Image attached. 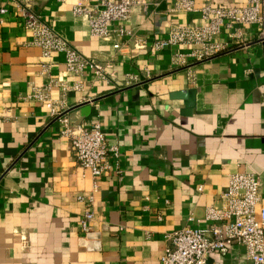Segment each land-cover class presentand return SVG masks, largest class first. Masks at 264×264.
I'll return each mask as SVG.
<instances>
[{
  "label": "crops",
  "instance_id": "crops-1",
  "mask_svg": "<svg viewBox=\"0 0 264 264\" xmlns=\"http://www.w3.org/2000/svg\"><path fill=\"white\" fill-rule=\"evenodd\" d=\"M144 1L122 23L131 38L97 39L87 19L71 12L94 0H24L73 48L105 65L109 77L102 82L89 69L79 78L65 73L61 53L42 58L15 5L0 0L6 10L0 15V264H159L165 235L185 225L206 228V209L221 207L228 177L237 172L256 177L264 206L259 28L223 27L212 41L228 49L201 62L190 57L195 46H153L174 24H204V6L244 1L194 0L192 13H176L171 0ZM75 80L82 91L62 93L58 84ZM47 87L72 124L98 122L107 145L120 152V174L98 179L88 234L79 228L83 205L76 197L89 193L90 174L45 105L27 99ZM209 264H247L245 248L231 245Z\"/></svg>",
  "mask_w": 264,
  "mask_h": 264
},
{
  "label": "built area",
  "instance_id": "built-area-1",
  "mask_svg": "<svg viewBox=\"0 0 264 264\" xmlns=\"http://www.w3.org/2000/svg\"><path fill=\"white\" fill-rule=\"evenodd\" d=\"M17 8L23 20V27L31 38V45L38 47L41 56L49 59L54 53L64 56V71L68 75L79 78L85 69L93 72L98 81H107L109 73L105 65L83 56L73 48L57 31L40 17L30 11L24 0H7ZM92 7L76 3L72 7L74 16L87 19L89 33L97 39H112L116 37H132V32L122 26L131 12L138 8L144 9V0H94ZM176 13H192L196 9L194 0H171ZM242 5H225L212 8L204 6L199 9L204 24L193 26L174 24L170 27L165 39L154 43L156 50L170 46H195L190 54L193 61L201 62L220 54L228 49L226 44L212 41L223 27L252 26L259 28L260 42H264V0H243ZM6 13L0 10V15ZM116 23L114 28L109 25ZM140 47V45L138 46ZM115 50L120 44L113 45ZM177 65H184L179 58ZM53 84V83H52ZM62 93L67 91L80 92L83 82L75 80L72 85L63 82L58 84ZM49 89L41 91L33 89L28 100L45 105L51 119L60 125V135L69 140V149L77 164L90 174L92 186L87 194L78 195L77 202L83 205L79 218V228L82 233L93 231L95 195L99 191L98 179L107 173L119 175L118 158L120 152L117 146L107 145L101 126L98 122L89 128L74 125L66 116L63 102H54L49 96ZM110 159H113L112 163ZM200 190V189H199ZM221 207L206 209L204 229L189 225L168 233L159 264H209L212 254L225 255L231 245H242L245 248L247 264H264V206L261 205L259 182L253 174L237 172L228 177V183L220 196ZM122 230V228H120Z\"/></svg>",
  "mask_w": 264,
  "mask_h": 264
},
{
  "label": "water",
  "instance_id": "water-1",
  "mask_svg": "<svg viewBox=\"0 0 264 264\" xmlns=\"http://www.w3.org/2000/svg\"><path fill=\"white\" fill-rule=\"evenodd\" d=\"M87 105H88V104L84 103V104H82L80 107H82V109H83V108H86Z\"/></svg>",
  "mask_w": 264,
  "mask_h": 264
}]
</instances>
